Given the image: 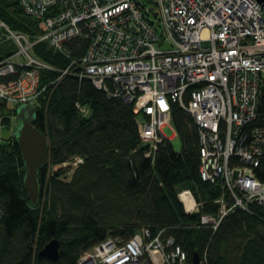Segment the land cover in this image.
I'll list each match as a JSON object with an SVG mask.
<instances>
[{
  "label": "built area",
  "instance_id": "built-area-1",
  "mask_svg": "<svg viewBox=\"0 0 264 264\" xmlns=\"http://www.w3.org/2000/svg\"><path fill=\"white\" fill-rule=\"evenodd\" d=\"M19 1L44 22L46 33L37 42L69 57V68L109 97L134 104L146 156L171 140L163 129L172 124L173 103L193 117L200 176L233 199L229 203L223 194L215 200L219 213L203 215L201 226L217 230L236 206L264 209V179L257 171L264 163V8L257 0ZM0 38L14 47L0 59V106H37L46 90L41 71L52 67L33 55L36 42L1 19ZM76 51L81 54L74 56ZM69 68L51 84L71 74ZM6 115L13 132L16 114L7 109ZM2 117L0 111V144L7 139ZM83 162L75 156L63 167ZM179 198L190 214L206 204L189 189ZM163 233L153 237L143 229L127 240L108 236L78 264H188L187 254L173 237L163 240Z\"/></svg>",
  "mask_w": 264,
  "mask_h": 264
},
{
  "label": "trees",
  "instance_id": "trees-1",
  "mask_svg": "<svg viewBox=\"0 0 264 264\" xmlns=\"http://www.w3.org/2000/svg\"><path fill=\"white\" fill-rule=\"evenodd\" d=\"M0 19L36 42L33 55L52 67L41 71L40 84L46 90L38 99L34 123L49 142V165L39 176L37 202L25 188L16 138L0 144V264H78L85 251L106 237L127 240L143 229L153 237L163 231V240L173 237L188 264L195 253L206 258L204 264H264L261 206H236L217 230L201 226L203 215L219 213L215 200L223 194L229 203L233 199L219 184L202 180L198 126L187 111L172 105L181 151L168 139L148 157L134 104L109 97L76 72L52 85L71 59L48 42H37L46 33L44 22L28 15L19 0H0ZM77 103L91 116L85 117ZM7 109L16 114L17 107L6 103L0 106L1 114ZM3 121L10 123V115ZM75 156L84 162L63 167ZM261 169L257 171L264 179V163ZM184 189L206 203L200 213L185 211L179 198ZM54 239L61 244L56 261L40 255Z\"/></svg>",
  "mask_w": 264,
  "mask_h": 264
},
{
  "label": "water",
  "instance_id": "water-1",
  "mask_svg": "<svg viewBox=\"0 0 264 264\" xmlns=\"http://www.w3.org/2000/svg\"><path fill=\"white\" fill-rule=\"evenodd\" d=\"M257 1L264 8V0ZM37 112L38 107L35 105L24 104L19 106L16 109V127L14 130V136L25 169V188L33 202L38 201L40 194V173L49 165L48 138L42 131L34 126ZM60 245V241L54 239L40 251V255L56 261L60 255ZM192 264H202L199 253L193 255Z\"/></svg>",
  "mask_w": 264,
  "mask_h": 264
},
{
  "label": "rangeland",
  "instance_id": "rangeland-1",
  "mask_svg": "<svg viewBox=\"0 0 264 264\" xmlns=\"http://www.w3.org/2000/svg\"><path fill=\"white\" fill-rule=\"evenodd\" d=\"M13 50H14V47H13L12 42L5 41V39L0 38V58L9 52H12ZM2 115H3V117H2V120H3V118L6 114H2ZM2 122L4 123V125L6 127V132L4 133V135L6 136L7 139H5L4 143L13 142V137H15V136H14V131L12 132L9 130V127H11V124L9 122L7 123L6 121L5 122L2 121ZM12 124L13 125L15 124V126H16L15 122H13ZM163 132L168 138H171V143L173 144L175 150L177 152H180L182 149V142H181V139L178 136L177 131L174 128L173 124H171L170 126H166L163 129ZM54 169H55L54 167H50L49 172H53Z\"/></svg>",
  "mask_w": 264,
  "mask_h": 264
},
{
  "label": "bare ground",
  "instance_id": "bare-ground-1",
  "mask_svg": "<svg viewBox=\"0 0 264 264\" xmlns=\"http://www.w3.org/2000/svg\"><path fill=\"white\" fill-rule=\"evenodd\" d=\"M69 65H71V64H69ZM68 68H69V66H68ZM69 70H70V72H71V73H74V72H75V71H73V70H72V69H70V68H69Z\"/></svg>",
  "mask_w": 264,
  "mask_h": 264
}]
</instances>
